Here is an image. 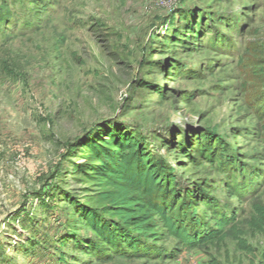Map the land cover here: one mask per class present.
<instances>
[{
    "label": "rangeland",
    "instance_id": "1",
    "mask_svg": "<svg viewBox=\"0 0 264 264\" xmlns=\"http://www.w3.org/2000/svg\"><path fill=\"white\" fill-rule=\"evenodd\" d=\"M263 96L264 0H0V264H264ZM119 133L172 181L177 223L238 214L243 246L100 241L89 210L122 225L85 156Z\"/></svg>",
    "mask_w": 264,
    "mask_h": 264
},
{
    "label": "trees",
    "instance_id": "2",
    "mask_svg": "<svg viewBox=\"0 0 264 264\" xmlns=\"http://www.w3.org/2000/svg\"><path fill=\"white\" fill-rule=\"evenodd\" d=\"M261 107L264 108V96ZM98 125L91 126L85 136ZM87 152L89 155L85 157L94 164V173L104 186L109 188L101 194V200L108 203L106 211L113 212L122 225L111 226L89 210L85 221L100 241L116 246L122 240L126 249L139 251V243L134 237L132 239L131 235L124 233L131 228L136 236L146 240L157 241L160 236L173 237L191 247L223 242L230 233H236L239 244L243 246V240L235 226L238 214L227 216L224 212H218L213 219L214 227L207 230L192 231L189 225L177 223L176 216L171 211L172 208H177V205L172 203L175 198L174 188L170 185L172 181L164 177V173L155 165L150 154L135 139L125 133L111 134L107 141L90 144ZM241 172L235 171L234 178L242 176ZM250 177L251 175L247 174L245 179ZM240 178L241 180H237V186L249 187L250 192L259 186L257 179L244 182L245 179ZM248 193L242 190L239 194L244 196ZM157 219L163 224L160 231H157ZM255 221L254 219L251 223L253 227L257 226ZM113 226L116 228L113 229Z\"/></svg>",
    "mask_w": 264,
    "mask_h": 264
}]
</instances>
